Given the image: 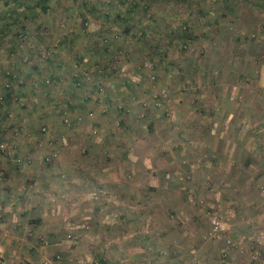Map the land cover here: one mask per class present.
Listing matches in <instances>:
<instances>
[{"label":"rangeland","instance_id":"1","mask_svg":"<svg viewBox=\"0 0 264 264\" xmlns=\"http://www.w3.org/2000/svg\"><path fill=\"white\" fill-rule=\"evenodd\" d=\"M163 1L154 0L152 2L153 11L149 14L147 13L145 20L142 22L144 26L150 23L153 32L150 44H155L153 39L156 37L154 36L158 34L159 27H164L166 22L172 23V26L187 22L190 25L191 32L206 31L205 35L194 38L192 44L184 51L173 44L166 46V40L162 41L161 44L166 48H164L165 50H160V52L164 53L161 64L165 65L167 62V65L166 67L158 66L155 81H152L150 68L154 65L153 62H157V60L154 58L149 60V58H145V54L143 59L145 72L140 77L141 72L136 69L138 65L136 60L137 53L134 51L132 61L130 62L126 59L127 61L121 67V71L116 77L117 79L109 80L114 83L112 90L105 88L104 86H108V82L103 81L106 84L104 86L99 85V98L96 99V102L91 95L88 107H94L95 109L87 110L88 112L83 111L79 106L72 112L70 110L60 112L57 105L54 108L55 103L53 101V103L51 101L43 102L45 99H43V92L39 86L33 89L29 87V91H34L33 94L17 104H9L8 111L12 115L8 120L0 124V142L5 143V147L3 149L0 148V156L6 157L14 154L18 160L22 161L20 163L21 172L35 171L37 177L31 181L32 185H30L33 190L32 193L35 195L36 191V196H42L39 201L50 203H60V200L67 201L70 206L68 220H79L83 230L88 232L92 230L94 222L95 224H98V222L101 224L109 221L113 225L114 215L117 218L120 215L122 216V214L125 215L124 211L120 213L119 210L115 211V209H122L123 205H127L132 209L135 208L134 215H139L143 220L142 226L144 228L142 229L140 223L137 222L132 235L134 233L140 236L151 234L150 239L157 241L154 244L164 247L165 243L163 241L166 242L167 239H170L177 229L174 226L188 222L190 219L195 220L196 223L192 225L197 227V234H195L193 244H191L192 247L189 242H183L180 245L177 244V246L172 242L173 245H170L172 248H168L169 251H172L174 246L176 249L175 255L179 258L178 262L172 259L164 260L165 258L160 256L159 261L152 257V261L149 264H221V250H219L222 246L221 239L215 244L218 249H214L211 252L212 246L215 245L206 241V234L209 230V217L212 214H217L224 221L229 218L228 214L230 212L224 210L221 195L215 194L206 197L205 194H202L198 196L190 191V183L192 182L193 186L194 181L190 178L187 169V165L190 163L188 133L187 136L183 137L186 144H182V154L180 155L178 154L179 140L174 136V130L177 125L183 122H190L192 117L190 111L195 108L201 114V116L199 114V117L205 118L206 108H203L202 104H193V100H196L195 96L199 95L203 97L205 94L209 96L215 95L219 84L210 78L209 85H206V78L208 79L212 74L220 76L222 71L224 74H227V72L231 74L230 71H232V74H236L237 77L239 70L247 69V66L243 67L247 59L252 64L254 63L253 65L259 59L258 53L254 52L253 49H244L242 47L238 50L234 47V56L232 58L239 61L240 67L235 63L234 66L226 68L219 61L217 62L216 60L221 58L223 54L219 48L216 49L217 41L215 36L218 31H215V29L217 27L221 29L222 26L221 22L216 19V21L207 22L209 20L208 17L212 15L226 16L224 24L226 30H228L227 32L229 34L232 32L236 37L242 36L244 38L243 30L236 25L238 18L240 21L243 19L252 23L251 17H255L258 20L259 15L263 25L264 0ZM0 3L2 5L4 0H1ZM159 11H162V16L158 13ZM91 27H95V25L92 24ZM246 36L250 40L257 38L253 29H250V33L246 34ZM134 46L137 47L135 41ZM218 46L222 45L219 44ZM8 49V44L0 45L1 65L6 63L3 60H9L7 57ZM194 49H197L195 51L196 54H194ZM202 51L206 52L201 57L202 61L206 59L209 63H206L207 66L205 65L204 67V63L200 62L202 66L198 67L199 69L194 74L195 78L193 80L196 81V86L191 88L192 94L187 96V98H185L184 92L176 94L178 86L182 87L180 82L183 81L181 78L183 75L181 77L179 75L185 71L187 72L188 67L186 65L191 60L193 61L195 58L200 57L198 55H202ZM60 62L59 72L63 81H59L56 88H50L49 92L56 90L60 99H62L66 94L68 96L67 85L69 81H64L65 77L68 76V73H65L68 68V60L62 58ZM180 66H183V68H180ZM20 69L26 71L28 66H21ZM179 69L180 74L178 73ZM182 69L185 71L181 73ZM252 69L250 67V70ZM74 70L78 71V73L81 72L82 66L80 62L76 63ZM190 76H192L191 73L187 72L186 78ZM22 83H24L23 80ZM256 91L259 90L256 89ZM77 94L90 95L87 92H78ZM107 94L112 98V104L115 105L117 103L119 104L118 107H121L120 102H124L128 110L116 113L115 109L109 105V99L106 98ZM82 98L81 96L77 99L76 103L82 101ZM190 102L193 105L192 108L190 107ZM109 107L111 108L109 109ZM165 108H168L167 113H164ZM1 109L0 107V111ZM95 112L98 113L95 114ZM142 112H144L143 116H141ZM147 116L161 119H158L160 122H157L150 129L148 123L151 119L145 118ZM38 128L42 132L40 135L43 134L40 139L32 134ZM42 128L45 129L42 130ZM32 129L34 130L32 131ZM107 137L112 138L107 142ZM103 144L106 145V148H102ZM53 151L57 152V156L50 162L46 161V154ZM123 155H125L124 158ZM29 158L30 161H27ZM146 166L156 168L155 172L157 168L167 167L166 173L168 175L163 172V176L160 177L158 175L150 176V173L145 176ZM110 169L115 170L112 171ZM105 171L108 175L103 174ZM119 172L121 173L118 174ZM87 174H91L94 177L92 183L83 180ZM205 185L206 182L204 180ZM149 186H154V190L148 188ZM41 188H43L42 192H40ZM131 189L132 194L129 193ZM120 192L125 194L120 195ZM27 197H31V195ZM79 202L90 204L91 207L80 212L78 211ZM94 204H96L95 207H92ZM175 206L178 208L179 214L175 212ZM191 208L192 211L190 212ZM234 214L238 217L239 213L234 211ZM159 222L163 223L162 228L165 225V229H167L164 238L162 233L160 235L161 229H158L161 228L158 225ZM65 233L74 237V240L69 238L71 242L68 243L72 249L81 245L77 242L78 237L74 231L69 230ZM128 235H131V232ZM81 243H85L88 248L96 253H99L100 245L103 250H107L108 247L110 249L111 245H113L111 240L107 239L97 243L86 240ZM31 245L38 249L37 253L41 252V254L36 259L30 260V258H26L23 262L19 260V263L17 262L16 264H55L56 261L62 260L60 252L50 254L48 243L34 244L33 242ZM119 245H122L121 241L118 243ZM189 247L191 249L190 252ZM206 249L208 250L207 253ZM210 254H214L213 261L209 259ZM57 255L59 258L56 257ZM0 256L2 257V255ZM2 259L4 263L0 264H15L16 262V260L11 261L3 257ZM100 259L103 264L105 262L108 263V260ZM95 260L97 259H88L84 261V264H92Z\"/></svg>","mask_w":264,"mask_h":264},{"label":"crops","instance_id":"2","mask_svg":"<svg viewBox=\"0 0 264 264\" xmlns=\"http://www.w3.org/2000/svg\"><path fill=\"white\" fill-rule=\"evenodd\" d=\"M225 17L212 15L207 21L218 20L222 26L221 29H215L218 31L215 36L217 46L222 45L216 46V49L219 48L223 54L216 61L226 68L235 63L239 66V61L232 58L234 47L238 50L242 47L253 49L258 53L259 59L255 61V65L247 59L243 64L247 69L239 70L237 77L232 71L231 74H224L222 71L220 76H216L215 81L219 83L217 93L212 96L205 94L204 97L199 95L195 100L206 108L205 118H200V113L195 108L190 111L192 117L189 123L183 122L175 127L174 136L179 138L178 154L181 155L182 143L186 144L183 137L188 133L190 163L187 169L194 181L193 186L190 183V191L198 196L221 195L224 210L230 212L229 218L223 221L221 232L206 239L212 245L221 239V264H264V95L260 92L261 88L264 89V24L262 25L259 15L258 20L251 17L252 23L238 18L236 25L243 30L244 38L236 37L232 32H227ZM250 29H253L257 38L250 40L246 36ZM250 67L253 69L250 70ZM210 78L214 79L213 74L206 78V85H209ZM16 157L14 154L0 156V255L4 259L16 260L15 264L26 258L36 259L41 252L37 253L38 249L32 247L31 243L45 242L48 243L50 254H62V260L55 264H84V261L92 258L108 260L105 264H149L152 257L159 261L160 256L164 260L178 262L174 246L172 251L168 250L172 248L170 245L174 243L177 246L183 242L193 244L197 234V227L192 225L196 223L194 219L174 226L177 229L170 239L163 241L164 247L155 245L157 241L150 239L151 234L132 235L136 223L139 222L141 227L143 220L139 215H134L135 208L127 205H123L122 209H115L120 213L124 211L125 215L118 216L119 219L114 215L113 225L109 221L101 224L94 222L92 230H83L79 220H68L70 206L67 201H39L42 196H36V191L34 195L30 186L31 181L37 177L36 172H21L22 161H18ZM129 193L132 194V189ZM123 194L120 192V195ZM29 195L31 197H27ZM88 207L79 202L78 211L83 212ZM175 209L179 214L176 206ZM234 211L239 213L238 217ZM132 217L134 218L131 220ZM158 225L161 226L158 228L161 229L160 235L162 233L164 238L167 229L165 225L162 228L163 223L159 222ZM69 230L74 231L78 237L77 242L81 244L74 249L68 244L71 240L67 237L68 233H65ZM129 232L131 235H128ZM227 238L243 246L244 251L230 247L226 243ZM104 239L111 240L113 245L107 250H103L100 245L99 253L81 243L85 240L97 243ZM120 241L122 245L118 246ZM251 244L259 252L255 259L251 258ZM214 249L217 250L218 246H212L210 251ZM205 251L208 252L207 249ZM213 256L214 254H210V261H213Z\"/></svg>","mask_w":264,"mask_h":264},{"label":"trees","instance_id":"3","mask_svg":"<svg viewBox=\"0 0 264 264\" xmlns=\"http://www.w3.org/2000/svg\"><path fill=\"white\" fill-rule=\"evenodd\" d=\"M152 2L154 0H4L2 5L0 3V45L8 44L9 46L8 62L1 65L2 59H0V107L2 108L0 124L9 119V104H17L33 94L34 91H29V87L33 89L39 86L43 92V99H45L43 102H54V108L57 105L60 112H66V110L72 112L78 108L77 106L81 107L80 109L83 111L94 110V107H88L91 95L96 102V99L99 98V85L104 86L106 84L103 81H107L109 86L104 87L112 90L114 83L109 80L118 76L124 62L132 61L134 51L137 53L138 65L136 69L141 72L140 77L145 72L143 63L145 54V58L157 60V62H153L154 65L150 68L152 81H155L158 66L166 67L167 65V62L165 65L161 64L164 53L160 50L166 48L161 44L162 41L166 40V46L173 44L184 51L192 44L194 38L200 35L204 36L206 31H200L201 34L194 30L191 32L187 22L179 23L176 26L166 22V25L162 27L163 29L159 27L158 34L154 36L156 37L153 39L155 44H150L151 37H153L150 23L144 26L142 22L145 20L146 14L153 11ZM158 13L163 15L162 11ZM92 24L95 27H91ZM134 41L137 47L134 46ZM196 50L194 49V54H196ZM205 54L206 52L202 51V55H198L200 57L193 61L189 60L190 62L186 65L188 67L187 72L192 75L189 78H186L187 72L185 70H181V73L185 71L182 74H180V69L178 70L179 77L183 75L181 77L183 81L180 82L182 87L178 86L176 94L184 92L185 98L192 94L190 90L196 86V81L193 80L194 74L202 66L200 65L201 57ZM62 58L68 60V68L65 71L68 76L66 75L64 81H69V84L67 85L68 96L66 94L60 99L56 90L49 92V89L56 88L58 82L63 81L59 72V64ZM207 61L206 59L202 61L204 67L207 66L206 63H209ZM78 62L82 66L80 73L74 70V66ZM25 65L28 66V70H21L20 67ZM213 77L215 80L216 76L213 75ZM17 79H22L24 83L19 84ZM6 83L11 85H9L10 89ZM199 85L201 86V84ZM78 92H87L90 95H78ZM45 96L46 98H44ZM81 96L83 97L82 101L76 103ZM106 98L109 99V105L115 109L116 113L128 110L124 102H120L122 106L118 107L119 104L111 103L112 98L109 94L106 95ZM195 103L201 104L193 100V104ZM163 104L166 106L164 102ZM144 112L141 116L144 115ZM167 112L168 108H165L164 113ZM150 119L148 125L151 129L157 122H160L161 118L158 120L151 117ZM40 133H42L41 129L38 128L32 134L40 139L43 135ZM110 138L112 137H107L106 141H110ZM176 139L179 140L178 137ZM102 148H106V145L103 144ZM155 169L146 166L145 176L150 173V176L158 175L160 177L163 176V172L168 175L166 173L167 167L157 168L156 172ZM103 174L108 175L106 171ZM92 179L94 177L87 174L83 180L92 183ZM148 188L154 190V186ZM84 204L87 205V203ZM88 206L91 207L90 204Z\"/></svg>","mask_w":264,"mask_h":264},{"label":"built area","instance_id":"4","mask_svg":"<svg viewBox=\"0 0 264 264\" xmlns=\"http://www.w3.org/2000/svg\"><path fill=\"white\" fill-rule=\"evenodd\" d=\"M3 61H6V63H7V60H3ZM13 77L15 78V76H13ZM17 82L20 84L22 82V80L21 79H17ZM9 85H10L9 83H6V86H9ZM10 86H9V89L11 88ZM260 92H261L262 95H264V89L261 88ZM11 115L12 114L9 112L8 118H10ZM44 129L45 128H42V130H44ZM4 147H5V143L4 142H0V148L3 149ZM56 156H57V152L56 151L47 153L46 156H45V160L50 162ZM18 161H20V160H18ZM222 229H223V221L221 220V218L217 214H212L209 217V230H208V232L206 234V237L207 238H212V237L216 236L219 232H221ZM67 237L74 239L70 234H68ZM226 243L230 247H234L237 250H239L240 252L244 251V247L239 245V244H237L236 242H234L233 239L227 238L226 239ZM250 251H251V258L252 259H255V258L258 257L259 252L256 250L255 245H253V244L250 245ZM57 258H59V256ZM0 263H4V260L2 259L1 256H0ZM92 264H103V261L101 259H97Z\"/></svg>","mask_w":264,"mask_h":264}]
</instances>
